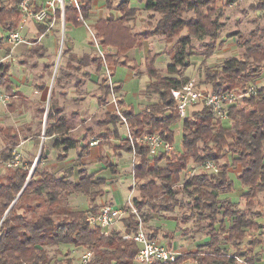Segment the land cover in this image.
Wrapping results in <instances>:
<instances>
[{
  "label": "trees",
  "instance_id": "1",
  "mask_svg": "<svg viewBox=\"0 0 264 264\" xmlns=\"http://www.w3.org/2000/svg\"><path fill=\"white\" fill-rule=\"evenodd\" d=\"M94 1L81 0V12L67 5L66 25L73 22L76 25L86 26L78 17L81 13L87 20L91 15ZM105 1L109 9L113 8L114 0ZM142 1L145 2V10L159 14L153 30L144 33L134 31L130 21L137 15L139 8L131 6L129 0H123L118 4L119 16L111 13L107 18L98 19L90 27L102 47H114L116 53L125 57L122 64L129 65L126 54L134 48L143 47L144 41L152 35L174 37L186 27L193 28V32L198 35L211 34L209 23L200 17L187 19L184 16L191 10L202 16V5L210 0ZM18 3L19 0H11L8 4L0 0V24L7 32L13 30L21 20ZM262 7L264 8V0ZM37 26L40 34L47 31L44 24ZM38 42L35 40L33 44ZM64 44L67 47L66 39ZM189 44L190 36H182L179 39V47L176 49L173 62L167 67L171 75H163L155 66L154 60L158 54L153 56L149 54L146 58L145 70H137L138 75L145 73L150 79L144 89L145 94L149 97L156 94L159 100L140 113L134 112L129 107L124 110L132 134L141 136L146 132H159L173 143L175 134L173 125L181 119L184 122L185 132L184 151L177 154L174 150L170 154L160 155L155 166L149 165L148 148L136 144L133 169L135 182L148 175H152V178L139 184L142 198L140 200L139 197H135L134 203L145 220L152 219L154 213L160 215L163 212L174 211L179 204L176 195L180 191L174 188V184L181 180L189 167H192L190 160L200 164L206 160L219 163L221 158L230 154L228 162L222 166L219 164L221 170L218 174L208 172L194 174L188 176L184 183V189L189 190L188 192L193 196L194 213L200 220H208L206 235L209 240L199 244L195 252L179 254L174 262L153 264H182L187 258H193L201 264H235L237 258L244 256L235 253L238 244L248 231L264 228L262 222L249 216L251 207L256 204L258 194L263 192L264 198V85L256 87L254 92L244 96L242 100L249 105L248 107L240 106L241 101L230 104L226 120L217 116L206 105L201 111L193 114L191 112L186 118H180L174 108L171 90L190 80L180 75L181 67L187 63L186 47ZM241 45L245 47L243 57L227 59L218 73L213 75L220 78V81L215 80L214 91L223 92L237 87L246 90V87L254 85L261 77L264 69V43L254 37H248L241 42ZM43 48L47 49L44 46ZM9 55L10 53L7 54ZM106 59L107 63L112 65L119 64L115 54H107ZM75 60L85 65L94 64L98 73L105 66L104 59L93 54L92 56L84 54L80 57L75 55ZM136 67L137 64L131 65L134 70ZM10 68V62L0 61V87H3L5 81L6 90L11 95L18 96V90L12 88L10 74L7 76ZM46 69L52 72L51 67ZM207 75L209 79H215L210 72ZM101 86L105 94L99 96L100 105L106 103L112 93L122 89L120 83L111 86L107 80H102ZM124 102L120 97L119 103L122 105ZM113 116L110 123H113V129L119 136L117 126L120 120L117 116ZM47 118L45 136L58 135L55 145H66V151L76 148L78 140L68 135L72 126L61 109H50ZM6 138V144L0 150V167L14 158V150L21 143L18 135L13 134L11 130L6 131ZM123 146L124 150L133 153V147L128 139H125ZM89 148V144L83 146L79 158L84 151L88 152ZM42 155L44 156L41 153L29 180L27 179L32 166L31 161L12 167L6 176L0 175V264H75L70 250L64 257L51 254L50 246L59 245L92 250L94 257L91 264H137L134 258L139 245L135 240L123 238L121 232L116 229L110 235H104L99 229L91 228L86 221L87 210L75 208L70 203L69 196L78 192L95 201L97 196L104 193L101 186L107 183V179L102 176L97 177L86 169L80 170L75 180L70 179L69 175L59 176L53 170L41 166ZM173 155L175 158L169 160ZM66 157V154L58 155V160L63 161ZM165 159L169 162L161 165V161ZM106 166L112 172H116L114 165L106 162ZM237 168H240L238 176L246 187L243 194L246 209H237V202L221 197L223 193L232 189L233 181L229 173ZM145 206H148V211H143ZM99 207L94 204L90 209L97 211ZM20 209L23 211L19 212ZM220 214L221 218H219ZM123 223L128 233L138 230L139 220L135 214H129ZM149 236L158 238V232L149 233ZM249 241L253 243L255 240L250 238ZM255 261L256 256H252L244 264H254Z\"/></svg>",
  "mask_w": 264,
  "mask_h": 264
},
{
  "label": "rangeland",
  "instance_id": "2",
  "mask_svg": "<svg viewBox=\"0 0 264 264\" xmlns=\"http://www.w3.org/2000/svg\"><path fill=\"white\" fill-rule=\"evenodd\" d=\"M4 1L7 4L11 2V0ZM122 1L114 0L113 8L109 9L106 6L105 0H98L96 11L92 14L91 19L89 17L86 20L88 26L92 25L98 17H108L111 13L119 14L117 6ZM129 1L131 6L139 8L137 15L130 21H133L135 30L140 31L138 33L153 30L158 20V14L153 13L148 15L147 12H143L146 10L144 9L145 2L142 0ZM262 6L263 0L206 1L202 5V16L196 14L194 10L186 12L184 16L187 19L200 17L203 21L209 23L210 35L207 33L204 35L195 34L193 28L189 27L182 29L174 37H166L160 34L152 35L144 41L145 45L143 47L134 48L129 51L126 54V59L131 64H137L136 69L141 70L138 63L145 64L146 55L150 54V56H153L158 54L154 60L155 66L161 70L163 75H171L168 73L167 67L173 62L174 54L179 47V39L182 36H190V44L186 47L187 63L181 67L180 75L182 74L189 79L200 82L208 90L214 89L215 80L220 81V78L213 75L218 73L224 61L232 57H243L245 47L241 45L242 41H245L248 37H254L264 43V8ZM35 28L34 24H28L30 35ZM54 29L47 31L42 36H40V33L37 34V36L41 37V41L38 43H25L24 45L11 47L9 44L7 45L8 32L0 24V61L10 62L11 68L7 76L10 74L12 88L18 90L19 94L18 96H13L10 102L0 104V150L7 141L6 131L11 130L13 134L18 135V139L21 142L16 147V153L19 154L21 163L27 164L28 161L32 162L29 176L32 171L34 173L41 153L44 154L41 158V166L46 168L53 167L51 169H54L55 165L56 168L59 166L57 169L55 168L57 175H61L62 171H65L66 175H70V179H75L77 176H74L73 169L78 174V166H84L83 169H86L88 172L89 166L81 165L79 162L75 164L71 172L61 165L62 160H58L56 154L60 156L66 150H62L59 147L60 144L57 146V151L55 147H52V145L56 144L58 135L49 138L45 137L44 145H42V136L44 137L45 135V127L48 122L46 112L48 114L50 109L59 108L72 126L68 135L78 140L77 146L74 148L71 156L78 157L77 154L82 152V147L87 144L90 145V140L100 139L101 145H103L99 146L103 148V152L108 151L110 153L111 159L117 164V168L121 173L116 172L117 174H115L110 168H103L106 166L104 160L93 159L90 169L100 170L99 175L107 179V183L101 186L104 193L97 196L96 200L101 198L111 199L114 203L120 205H126L130 195L134 198L139 197L141 200L139 184L149 180L152 175L136 181L137 183L135 182L133 174L135 157L131 152L125 151L123 146L127 137V126L119 124L117 126L119 136H116L117 132L113 129V123H110V120L114 117L113 115L117 116L120 121H123L122 115L125 116V107L120 104L119 107L122 114H118L117 106L114 103H110L108 107L105 106L109 101H112L113 94L116 97H122V91L127 108L129 107L134 112H139L140 110H146L150 104L158 102L159 96L152 94L149 97L145 94V84L149 79L147 74L137 75L129 65L121 63L125 57L116 53L114 47L103 46L105 56L109 53L117 56V63L119 64L115 65L114 69L112 64H107L112 69L111 78L114 84L120 83L122 89L121 91L112 93L108 97V101L100 105L99 96L105 94L101 82L102 80H107L105 76H108L105 66L98 73L95 70L94 64L89 63L85 65L75 60V55L80 57L84 54L91 56L92 54H99L93 30L89 29L87 25L85 27L83 24L76 25L73 22H69L67 25L66 23L63 24L61 19L57 20ZM63 29L64 39L67 40L68 44L66 45L67 47H65L64 43L62 44ZM22 34L30 42L35 40L26 35V30H23ZM42 45L47 48V51ZM9 53L10 56H7ZM133 58L137 62L132 61L134 60ZM48 67H51L52 72L46 69ZM208 72L215 79H209ZM254 85L256 87L264 85V69L261 77ZM5 86H7V82L3 81V87L5 88ZM233 90L237 93H242L245 88L237 87ZM243 98L239 100L241 101L240 106L248 107L249 105L244 103ZM202 109L203 105L198 104L191 111L193 114ZM127 122H129L128 119ZM173 130L175 132L173 142L175 153H182L184 151L183 135L185 132L183 119L173 125ZM95 150L92 153L93 156H96L98 153ZM120 152H123L122 156H117ZM86 153L87 151L83 152V154ZM229 157L230 154L221 158L219 164L221 166L224 165L228 162ZM172 158H175V155L171 156L169 160H173ZM107 159L109 160V157ZM156 160L157 158L150 160L149 165L155 166ZM169 160L165 159L160 164L165 165ZM190 165L192 167H189L182 175L181 180L174 184V188L180 190L176 195L179 204L175 207L174 211L163 212L160 215L154 213V217L148 220L143 219L139 212L143 228L147 233L158 232L159 239L173 243V247L181 249L182 253L188 249L196 248L199 243L205 242L208 232V220H200L197 217L194 213L193 196L188 192L189 190L184 189V183L188 176L206 173V171L203 169L202 164L195 163L192 159L190 160ZM11 168L5 163L0 167V175L6 176L9 174ZM64 168L66 169L64 170ZM239 171L240 168L230 171L229 175L233 181L232 189L223 193L221 197H226L233 202H237V209H246V200L243 197L246 187L238 176ZM133 188L134 192L131 191ZM69 200L72 206L82 210L88 207V200L92 204L95 202L80 192L70 195ZM109 200L106 203H109ZM148 210V206L143 208V211ZM22 211L23 209L19 210V212ZM250 211L249 216L255 217L264 224L263 192L258 194L256 204L251 207ZM221 216L220 214L219 218ZM122 226H124V223L121 221L118 228H122ZM250 238H253L255 243L250 242ZM238 245L239 247L235 254H244V256L237 258L235 264H244L252 256H256V261L259 264H264V228L260 230L250 229ZM69 250L74 260L77 261L79 254L87 249L80 247L72 251L68 245L50 246L51 254L58 257H64ZM182 264L194 263L184 262Z\"/></svg>",
  "mask_w": 264,
  "mask_h": 264
},
{
  "label": "built area",
  "instance_id": "3",
  "mask_svg": "<svg viewBox=\"0 0 264 264\" xmlns=\"http://www.w3.org/2000/svg\"><path fill=\"white\" fill-rule=\"evenodd\" d=\"M69 5L79 12H81V0H19L18 10L22 17L20 22L14 27L13 30L8 32L7 41L11 47L18 46L21 43L33 44L25 35L22 34L23 30L28 31V24L35 25L37 34L38 24H44L47 27V31L55 30V24L57 20L61 19L65 24V11L66 6ZM59 13V16H58ZM79 20H83L89 28L87 21L82 17L81 13L78 17ZM46 31V32H47ZM44 32V33H46ZM44 33H41L42 36ZM41 38V37H40ZM64 38V29L62 33ZM97 45L98 56L104 59L105 69L108 72L107 81L108 84L114 86L112 76V69L106 62V56L102 46L98 40L94 37ZM38 41V40H37ZM242 93H237L234 90H226L223 92H217L213 89L208 90L203 85L199 84L194 79H190L188 82L178 88L171 90L172 98L174 100V108L177 110L180 118H186L191 110L198 104L208 106L217 116L223 120L228 118V107L230 104L238 102L245 95L254 92L255 85L246 87ZM112 102L117 106V113H121L119 107V97L114 96ZM13 98L6 88L0 87V104H6ZM123 122L127 126V137L133 147L134 161L136 159V144H141L149 150L150 160L158 158L162 154H170L175 150L174 144L163 137L159 132H146L141 136H134L129 128V124L125 116L122 115ZM98 141L92 140L91 145L96 144ZM9 167H17L21 164L19 154L14 150V158L6 163ZM203 169L208 173L218 174L221 167L217 161L206 160L202 163ZM134 192V188L131 190ZM93 204L90 203V207L87 209L86 221L91 228L99 229L104 235H110L113 230H118L125 239H133L139 245V250L135 255V262L137 264H153L155 262L169 263L174 262L179 255V251L173 247V243L161 240L159 238H150L149 233L143 228V222L139 215V211L134 203V197L132 195L128 198L126 205H116L111 203L103 204L97 211H92L90 208ZM135 214L139 220L138 230L133 233H128L125 227L118 228L119 223L128 217L129 214ZM118 228V229H117ZM123 232V233H122ZM94 257V252L87 249L78 256L77 264H91Z\"/></svg>",
  "mask_w": 264,
  "mask_h": 264
},
{
  "label": "crops",
  "instance_id": "4",
  "mask_svg": "<svg viewBox=\"0 0 264 264\" xmlns=\"http://www.w3.org/2000/svg\"><path fill=\"white\" fill-rule=\"evenodd\" d=\"M96 4H98V0H95L94 2H93V7H92V10H91V15H90V18L89 19H91V16H92V14L96 11ZM105 7V6H104ZM101 8H103V7H101ZM141 11H143V10H141ZM143 12H147L148 13V15H150V14H155L156 12H153V11H143ZM111 13V12H110ZM158 14V13H157ZM117 16H119V14H117ZM100 18H103V17H98L97 19H96V21L98 20V19H100ZM104 18H107V17H104ZM158 18H159V14H158ZM96 21H94L93 23H92V25L96 22ZM131 24H132V26H133V21L132 22H130ZM92 25H90L89 26V29H91L92 30V28H90ZM86 27V26H85ZM133 28H134V26H133ZM134 30H135V28H134ZM136 32H140V31H137V30H135ZM143 31H145V30H143ZM93 33H94V31H92ZM28 37L30 36L31 37V39H35V40H38L39 42L41 41L40 39V36L38 35L37 36V32H36V30H33L32 31V33H31V35H30V30L29 31H27V34H26ZM24 45L25 43H21V44H19V45ZM7 45H8V43H7ZM145 45V44H144ZM95 55V54H94ZM10 56V55H9ZM7 57V56H6ZM5 57V58H6ZM147 58V55H146V57H145V59ZM134 59V58H133ZM132 61H136L137 62V60L136 59H134V60H132ZM144 63H145V61H144ZM139 64V67L141 68V70L143 71V70H145V66H146V63L145 64H140V63H138ZM131 65H134V64H131V63H129V66L131 67ZM115 68V65H113V69ZM132 69V68H131ZM132 71H134L137 75H138V71H137V69L136 70H134V69H132ZM91 74H93L92 72H91ZM92 76V75H91ZM149 79H148V81L146 82V84H145V87H146V85L149 83ZM121 94H122V97L121 98H123V93H122V91H121ZM124 101H125V99H124ZM110 103L112 104L113 102L111 101H109V103H107V105L105 106V107H108L109 105H110ZM124 107H125V109L127 108V106H126V103L124 102V104H122ZM110 108V107H109ZM111 111V110H110ZM143 110H140L139 112H136V113H140V112H142ZM122 125V124H125L123 121H120L119 123H118V125ZM126 125V124H125ZM118 136V135H117ZM49 138V137H47V136H45L44 135V137L42 136V145H44V141H45V139L46 138ZM71 137V136H70ZM115 139L117 140V137L115 136ZM126 139V138H125ZM96 140H98V142L96 143V144H93V145H91L90 146V148H89V150H88V152L86 153V154H83L82 156H81V158H79V153L77 154L78 155V157H72L71 156V153L74 151V148L73 149H70L69 151H64L62 154H66V159L65 160H63V161H61V165L63 166V167H66L68 170H69V172H71V170L73 169V167L75 166V164L77 163V162H79L81 165H85V166H89V170H88V172L89 173H91V174H95L97 177H100V175H99V171L100 170H95L94 168L92 169H90V164L93 162V159L94 158H97V159H102V160H104L105 161V163L106 162H109L110 164H112V165H114L115 167H116V172L118 173L119 172V170H118V168H117V164L114 162V160H112L111 159V157H110V153L107 151V152H103V148H101L100 146H99V142H100V139H96ZM121 140V139H120ZM27 141V140H26ZM91 141L92 140H90V143H91ZM81 144H82V142H81ZM52 147H55L56 148V151H57V146L56 145H52ZM51 147V148H52ZM60 148H62V150H64L65 148H66V145H64V144H61L60 146H59ZM42 148V147H41ZM94 149H96L95 151H97L98 153H97V155L96 156H93L92 155V153H93V151H94ZM53 150V149H52ZM66 150V149H65ZM126 151V150H125ZM54 152V151H53ZM104 153V154H103ZM122 154H123V152H120V154H118L117 156H122ZM133 154V153H132ZM105 155V156H104ZM58 155L56 154V158L58 159V157H57ZM93 157V158H92ZM106 157V158H105ZM109 157V160L107 159ZM77 160H79V161H77ZM58 161V160H57ZM38 164V162L36 163V165ZM57 164H58V162H57ZM59 166H57V168H58ZM83 167L84 166H78V169H77V171L79 172L81 169H83ZM48 168V167H47ZM51 168H53V167H49L48 169H50V170H53L54 172H56L55 171V168H56V165H55V168L54 169H51ZM56 168V169H57ZM66 168H64V170L66 169ZM103 168H108L107 166H104ZM73 172H74V176L76 177H78V174L75 172V169H73ZM116 172H114L115 174H117ZM119 174H121L120 172H119ZM61 175H66V172L65 171H62V174ZM60 176V175H59ZM70 176V175H69ZM103 177V176H102ZM70 178V177H69ZM75 179H77V178H75ZM74 178L72 179V180H75ZM105 193H106V190H105ZM74 194V193H73ZM105 195V194H104ZM107 200H109V199H104V198H101V199H97V200H95V202L93 203V204H96V205H98V206H102L103 204H106V201ZM90 202V200H88V207L86 208V209H83V210H87L90 206H89V203ZM109 203H111V204H116V205H120V204H117V203H114L111 199L109 200ZM73 207H75V206H73ZM75 208H77V207H75ZM79 209V208H78ZM226 236V235H225ZM208 237H207V235H206V241H208L209 240V238L207 239ZM205 241V242H206ZM199 244H201V243H199ZM199 244H197V246H196V248H194V249H188L186 252H184V253H182V250L181 249H177L178 251H179V254H186V253H189V252H195L196 250H198V245ZM71 249H72V251H74L77 247H75V246H69ZM191 260V261H190ZM193 260V261H192ZM77 262H78V259H77V261L75 260V264H77ZM185 263L186 262H192V263H194V264H201V263H199L197 260H195V259H193V258H187L185 261H184ZM255 264H259L257 261L255 262Z\"/></svg>",
  "mask_w": 264,
  "mask_h": 264
},
{
  "label": "water",
  "instance_id": "5",
  "mask_svg": "<svg viewBox=\"0 0 264 264\" xmlns=\"http://www.w3.org/2000/svg\"><path fill=\"white\" fill-rule=\"evenodd\" d=\"M63 43H64V38H62V44H63ZM46 117H47V112H46ZM32 173H33V171L31 172V174H30V176H29L28 179H30ZM20 194H21V192H20ZM20 194L17 196V198L20 196ZM17 198H16V200H17ZM16 200L13 202V204L16 202ZM13 204L11 205V207L13 206ZM11 207H10V208H11ZM10 208H9V210H10ZM9 210H8V211H9ZM8 211H7V212H8Z\"/></svg>",
  "mask_w": 264,
  "mask_h": 264
}]
</instances>
